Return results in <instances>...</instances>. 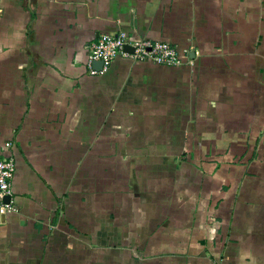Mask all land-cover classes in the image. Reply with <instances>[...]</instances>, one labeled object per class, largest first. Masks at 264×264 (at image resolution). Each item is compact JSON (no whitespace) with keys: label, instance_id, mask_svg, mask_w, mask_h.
<instances>
[{"label":"crops","instance_id":"obj_1","mask_svg":"<svg viewBox=\"0 0 264 264\" xmlns=\"http://www.w3.org/2000/svg\"><path fill=\"white\" fill-rule=\"evenodd\" d=\"M119 32L182 64L90 74ZM7 155L0 264H264V0H0Z\"/></svg>","mask_w":264,"mask_h":264},{"label":"built area","instance_id":"obj_2","mask_svg":"<svg viewBox=\"0 0 264 264\" xmlns=\"http://www.w3.org/2000/svg\"><path fill=\"white\" fill-rule=\"evenodd\" d=\"M129 48L131 51L126 50ZM125 58L132 61L150 60L154 64L177 67L182 64L179 52L169 43L145 39H131L126 33L119 32L116 35H100L88 52L87 68L90 74L105 73L110 64L116 58ZM94 62H101L100 71L93 68ZM9 149L10 143L5 144ZM16 172V163L11 155L0 159V215L15 214L17 209L11 195V180Z\"/></svg>","mask_w":264,"mask_h":264},{"label":"water","instance_id":"obj_3","mask_svg":"<svg viewBox=\"0 0 264 264\" xmlns=\"http://www.w3.org/2000/svg\"><path fill=\"white\" fill-rule=\"evenodd\" d=\"M126 50L131 51L129 48H126ZM101 67H102V63L101 62H94L93 63V68L95 70L100 71Z\"/></svg>","mask_w":264,"mask_h":264},{"label":"rangeland","instance_id":"obj_4","mask_svg":"<svg viewBox=\"0 0 264 264\" xmlns=\"http://www.w3.org/2000/svg\"><path fill=\"white\" fill-rule=\"evenodd\" d=\"M155 66H158V65H156V64H154ZM162 67V66H161Z\"/></svg>","mask_w":264,"mask_h":264}]
</instances>
